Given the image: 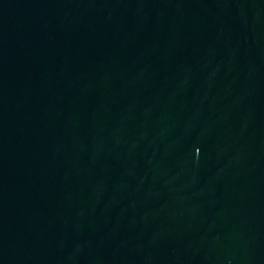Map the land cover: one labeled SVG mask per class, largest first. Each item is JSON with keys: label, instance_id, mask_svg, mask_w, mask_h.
Returning <instances> with one entry per match:
<instances>
[{"label": "water", "instance_id": "95a60500", "mask_svg": "<svg viewBox=\"0 0 264 264\" xmlns=\"http://www.w3.org/2000/svg\"><path fill=\"white\" fill-rule=\"evenodd\" d=\"M0 264H264V0H0Z\"/></svg>", "mask_w": 264, "mask_h": 264}]
</instances>
